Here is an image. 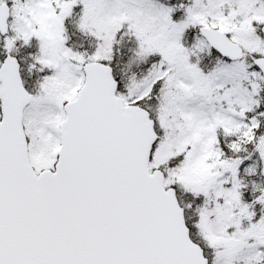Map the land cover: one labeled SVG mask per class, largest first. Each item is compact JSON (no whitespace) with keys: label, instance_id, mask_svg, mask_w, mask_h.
I'll return each instance as SVG.
<instances>
[{"label":"snow or ice","instance_id":"6c2138e0","mask_svg":"<svg viewBox=\"0 0 264 264\" xmlns=\"http://www.w3.org/2000/svg\"><path fill=\"white\" fill-rule=\"evenodd\" d=\"M0 264H264V0H0Z\"/></svg>","mask_w":264,"mask_h":264}]
</instances>
